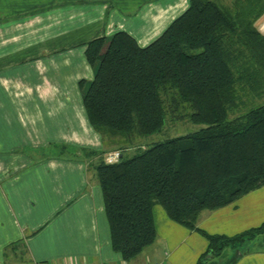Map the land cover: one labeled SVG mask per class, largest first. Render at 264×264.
Here are the masks:
<instances>
[{
  "label": "crops",
  "instance_id": "0c3cea01",
  "mask_svg": "<svg viewBox=\"0 0 264 264\" xmlns=\"http://www.w3.org/2000/svg\"><path fill=\"white\" fill-rule=\"evenodd\" d=\"M214 1L251 19L264 36V0ZM189 5L0 0V264H196L207 239L171 220L159 204L152 244L130 260L113 249L91 166L115 148L94 130L80 88L95 76L86 57L91 40L125 31L145 47ZM263 223L264 185L202 211L197 227L232 236ZM232 264H264V250L238 254Z\"/></svg>",
  "mask_w": 264,
  "mask_h": 264
},
{
  "label": "trees",
  "instance_id": "16d2710c",
  "mask_svg": "<svg viewBox=\"0 0 264 264\" xmlns=\"http://www.w3.org/2000/svg\"><path fill=\"white\" fill-rule=\"evenodd\" d=\"M86 57L95 70L92 81H80L89 121L103 143L122 153L116 163L101 159L91 166L102 187L113 249L130 260L152 244L159 204L171 220L207 239L196 264L236 262L247 252L240 251L242 244L264 234V223L229 236L208 234L197 222L202 211L264 185V36L251 19L214 0H190L149 45L118 31L91 40ZM179 106L205 126L140 144L125 156L135 138L160 132L167 110ZM229 250L236 253L227 256Z\"/></svg>",
  "mask_w": 264,
  "mask_h": 264
},
{
  "label": "rangeland",
  "instance_id": "374dc122",
  "mask_svg": "<svg viewBox=\"0 0 264 264\" xmlns=\"http://www.w3.org/2000/svg\"><path fill=\"white\" fill-rule=\"evenodd\" d=\"M165 100L168 103L169 97H165ZM259 100L261 101V100H263V98H261ZM187 113L189 115V113H191V110L186 109L182 106H179V108L175 112H173V111L171 112V111L167 110L166 121H165L164 127H162L163 129L160 132L154 133L152 135L143 136L140 138V140L135 138V140L133 142L136 145L135 146L130 145L131 146V147H129L130 149H127L124 152L125 156L130 157V156L134 155V153H136L138 151L135 148H137V146H139L140 144L144 145L143 147H145V146L151 145V144L156 143V142L163 141V140L171 138V137H175V136H179V135L183 136L184 134L191 133V132L196 131V130L200 129L201 127L205 126L202 124H196V123L194 124L192 121H190L188 119V116H186ZM228 117L233 118V115L231 113H229ZM122 143H123V145L126 146V142L122 141ZM117 150H118V148H117ZM256 227H258V226H256ZM260 241H262V242L264 241V234L263 233H260L259 235H257L256 238H253L251 240L244 242L242 244V246L240 247V249H241L240 251H243V252L247 251L246 253H249L250 250L251 251L259 250L260 248H258L257 245H260V243H259ZM229 251L231 252V250H229ZM232 251H234V250H232ZM238 253H240V252H238ZM246 253H244V254H246Z\"/></svg>",
  "mask_w": 264,
  "mask_h": 264
},
{
  "label": "built area",
  "instance_id": "2783aa9c",
  "mask_svg": "<svg viewBox=\"0 0 264 264\" xmlns=\"http://www.w3.org/2000/svg\"><path fill=\"white\" fill-rule=\"evenodd\" d=\"M120 157H122L121 151L118 149L111 150L104 156V161L108 164L116 163L120 160Z\"/></svg>",
  "mask_w": 264,
  "mask_h": 264
}]
</instances>
